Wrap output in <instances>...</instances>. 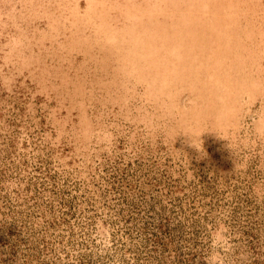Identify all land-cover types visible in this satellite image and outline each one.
Masks as SVG:
<instances>
[{
    "label": "rangeland",
    "instance_id": "1",
    "mask_svg": "<svg viewBox=\"0 0 264 264\" xmlns=\"http://www.w3.org/2000/svg\"><path fill=\"white\" fill-rule=\"evenodd\" d=\"M0 264H264V0H0Z\"/></svg>",
    "mask_w": 264,
    "mask_h": 264
}]
</instances>
